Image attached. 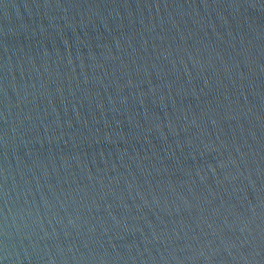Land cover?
<instances>
[{
	"label": "water",
	"instance_id": "obj_1",
	"mask_svg": "<svg viewBox=\"0 0 264 264\" xmlns=\"http://www.w3.org/2000/svg\"><path fill=\"white\" fill-rule=\"evenodd\" d=\"M0 264H264V0H0Z\"/></svg>",
	"mask_w": 264,
	"mask_h": 264
}]
</instances>
